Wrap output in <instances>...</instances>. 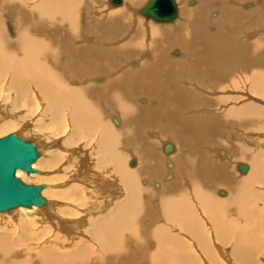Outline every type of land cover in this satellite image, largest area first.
Returning <instances> with one entry per match:
<instances>
[{
    "label": "bare ground",
    "instance_id": "6f19581e",
    "mask_svg": "<svg viewBox=\"0 0 264 264\" xmlns=\"http://www.w3.org/2000/svg\"><path fill=\"white\" fill-rule=\"evenodd\" d=\"M148 2L0 0L1 127L52 150L15 173L46 202L0 213V264L264 255V0Z\"/></svg>",
    "mask_w": 264,
    "mask_h": 264
},
{
    "label": "water",
    "instance_id": "95a60500",
    "mask_svg": "<svg viewBox=\"0 0 264 264\" xmlns=\"http://www.w3.org/2000/svg\"><path fill=\"white\" fill-rule=\"evenodd\" d=\"M111 1L119 5L122 0ZM176 10L175 0H149L140 12L156 22H168L174 18ZM170 149L167 147V150ZM38 157L39 153L32 141L16 134L0 138V213L45 204L41 191L46 185H27L15 175L17 170L36 173L32 164Z\"/></svg>",
    "mask_w": 264,
    "mask_h": 264
},
{
    "label": "rangeland",
    "instance_id": "374dc122",
    "mask_svg": "<svg viewBox=\"0 0 264 264\" xmlns=\"http://www.w3.org/2000/svg\"><path fill=\"white\" fill-rule=\"evenodd\" d=\"M108 9V8H107ZM155 28H157V29H164V28H159V27H155ZM165 29H167V28H165ZM21 112V113H20ZM19 113L20 114H22V111H19ZM18 114V113H17ZM19 115V114H18ZM11 116V115H10ZM1 125L2 124H0V138H2V137H5V136H7V135H9V134H11V133H15V134H17L18 136H21V138H25V140H31V141H33V140H35L36 142H35V144L37 145V147H39L40 149V151H39V153H40V155H42V157L43 158H47V159H49L50 157H48V156H50V155H52V150H49V146L47 147H45L44 145H42L39 141H37V137H35V135L34 134H27V133H24L22 130H20V128L19 127H17V128H14V129H12V128H8V129H4L3 127H1ZM3 128V129H2ZM11 130V131H10ZM47 130H49V129H47ZM47 130H43V131H45V133H47L48 131ZM47 131V132H46ZM50 132V131H49ZM48 132V133H49ZM35 138V139H34ZM34 142V141H33ZM39 142V143H38ZM44 144V143H43ZM46 145V144H45ZM42 147V148H41ZM46 148H48V149H46ZM51 152V153H50ZM67 162V160H65L63 163H61L60 164V166H62V165H64L65 163ZM60 166L59 167H57V170L60 168ZM58 173L56 174L57 175V177L59 176V177H63L64 176V173H59V171H57ZM63 176H62V175ZM55 175V176H56ZM24 182V181H23ZM25 184H31V185H36L37 183H40V182H38L37 181V179H30V180H28V181H25L24 182ZM42 183H40V184H37V185H41ZM263 190L262 191H264V188H262ZM226 248L228 249V251L227 252H230V254H229V256H230V260H231V262L232 263H234V264H238L237 263V261H236V259L233 257V255H232V253H231V251H232V248H231V245H227L226 246ZM227 252L225 253V255L227 254ZM252 264H264V255H263V252H261V253H259V254H257V256L253 259V261H252Z\"/></svg>",
    "mask_w": 264,
    "mask_h": 264
}]
</instances>
